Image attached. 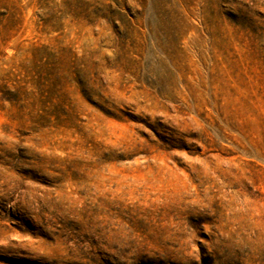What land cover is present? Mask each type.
<instances>
[{
    "label": "rangeland",
    "instance_id": "374dc122",
    "mask_svg": "<svg viewBox=\"0 0 264 264\" xmlns=\"http://www.w3.org/2000/svg\"><path fill=\"white\" fill-rule=\"evenodd\" d=\"M0 264H264V0H0Z\"/></svg>",
    "mask_w": 264,
    "mask_h": 264
}]
</instances>
